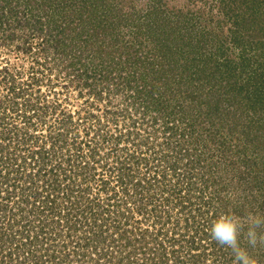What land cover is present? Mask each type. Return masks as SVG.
Segmentation results:
<instances>
[{"label": "rangeland", "instance_id": "obj_1", "mask_svg": "<svg viewBox=\"0 0 264 264\" xmlns=\"http://www.w3.org/2000/svg\"><path fill=\"white\" fill-rule=\"evenodd\" d=\"M29 1L12 41L0 15V264H234L208 225L264 215V7Z\"/></svg>", "mask_w": 264, "mask_h": 264}, {"label": "clouds", "instance_id": "obj_2", "mask_svg": "<svg viewBox=\"0 0 264 264\" xmlns=\"http://www.w3.org/2000/svg\"><path fill=\"white\" fill-rule=\"evenodd\" d=\"M208 227L211 239L231 253L234 264H257L253 253L264 248V215L252 213L241 221L223 214Z\"/></svg>", "mask_w": 264, "mask_h": 264}, {"label": "trees", "instance_id": "obj_3", "mask_svg": "<svg viewBox=\"0 0 264 264\" xmlns=\"http://www.w3.org/2000/svg\"><path fill=\"white\" fill-rule=\"evenodd\" d=\"M13 1V0H12ZM43 1H45V0H43ZM43 1H40V0H35L34 2L35 3H41V2H43ZM46 1H51V0H46ZM29 2H33L32 0L31 1H29ZM7 3H9V4H7ZM19 2H14V5H17ZM27 4V3H26ZM257 4L258 5H261L262 7H264V0H258V2H257ZM263 4V5H262ZM28 7V6H27ZM26 6H25V8L23 9V13L25 14V12H29V14L30 15H28L29 16V18H27L28 20H24L23 22H18V19H17V21H16V24H18V23H21V24H23V25H28L30 28H31V30H32V32H34V33H36L37 35L38 34H41L42 33V30H41V28H40V26H39V24H38V22H37V20H40V19H37L38 17H36V15H35V11L37 10V9H30L29 7L27 8ZM0 15H1V17H2V20L4 21L3 23L4 24H6L10 19L12 20L13 19V14H14V9H12V8H14V6L12 5V4H10V0H0ZM6 8V9H5ZM27 8V9H26ZM38 8V7H37ZM16 13V12H15ZM28 14V13H27ZM46 14V13H45ZM261 14H264V12H261ZM15 15V14H14ZM49 20V17L47 18V21ZM5 21H7V22H5ZM40 22V21H39ZM1 28V27H0ZM13 25L12 24H10L9 22H8V27L6 28V30L8 29V32H7V34H6V38H8L10 41H12L13 40V37H14V34H13ZM11 29V30H10ZM5 31V30H4ZM4 33V32H3ZM58 40V39H57ZM56 45V44H55Z\"/></svg>", "mask_w": 264, "mask_h": 264}]
</instances>
